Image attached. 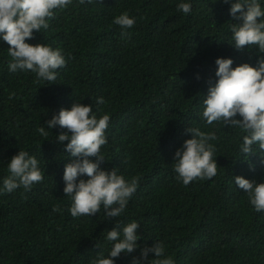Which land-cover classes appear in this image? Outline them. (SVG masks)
Returning <instances> with one entry per match:
<instances>
[{
    "label": "clouds",
    "instance_id": "9594fccd",
    "mask_svg": "<svg viewBox=\"0 0 264 264\" xmlns=\"http://www.w3.org/2000/svg\"><path fill=\"white\" fill-rule=\"evenodd\" d=\"M0 0V42L8 45L9 72H32L36 83L53 84L58 70L67 60L59 48L44 43L32 44L36 32L47 30L56 10H65L72 3L97 6L108 14L102 18L90 12L93 38L88 50L102 58L109 72L125 82V106L130 120L147 135L168 127L170 117L199 103L201 122L207 126L223 125L237 130L243 160L256 156L264 165V0H223L230 4L231 41L238 51L245 46L256 49V63L235 67L232 57L222 55L219 32H212L202 56V66L195 77L183 68L189 61L185 50L203 43L194 35L199 18L195 0ZM90 4V5H88ZM93 10V9H91ZM95 11V10H94ZM214 19V17H212ZM238 21L232 23L231 20ZM99 39L101 45L94 41ZM104 47V48H103ZM68 56V69L72 65ZM212 74V79L209 75ZM214 78V79H213ZM209 84L199 94L198 85ZM15 93L9 94V99ZM103 97L91 102H75L62 108L37 129L42 137L57 127L66 129L56 135L69 157L65 164L61 195L71 203L65 207L70 218L94 216L103 209L106 219L114 218V228L107 230L106 241L111 248L105 256L97 255L93 264H116L122 253L140 249L132 264H175L165 255L164 245L145 246L154 236L148 222L136 214L125 218L132 205L130 199L137 190L139 178L126 179L116 168L104 169L106 161L102 146L108 143L106 132L111 116L103 109ZM163 115V116H162ZM176 150L169 171L157 172L152 183L173 210L182 208L184 188L196 179L212 180L217 175L215 132L198 127L187 128ZM8 175L0 180V194L16 189H35L43 182L40 161L20 150L7 163ZM234 187L241 191L257 213L264 215V183L233 177ZM190 186V185H189ZM188 186V187H189ZM181 190L179 197L166 193ZM53 211H60L54 207ZM143 247V248H142ZM154 254V255H153ZM155 257V258H154ZM154 258V259H153Z\"/></svg>",
    "mask_w": 264,
    "mask_h": 264
},
{
    "label": "trees",
    "instance_id": "16d2710c",
    "mask_svg": "<svg viewBox=\"0 0 264 264\" xmlns=\"http://www.w3.org/2000/svg\"><path fill=\"white\" fill-rule=\"evenodd\" d=\"M195 2L199 19L194 35L203 43L195 50L192 46L185 50L189 61L183 72L195 77L209 36L215 31L219 32L222 55L233 58V67L245 62L255 65L256 49L245 46L238 51L228 43L232 36L228 11L231 5L223 0ZM104 5L72 3L62 12L56 10L49 28L36 32L30 40L32 44L59 48L64 54L66 66L58 70L53 84L36 83L30 71L9 72L8 45L0 42V180L8 175L7 163L20 150L35 156L43 172V182L36 189L34 184L31 190L18 188L0 194V264H93L97 255L107 256L111 244L105 237L107 230L114 228V218L106 219L103 209L92 217L76 218H70L65 211L71 201L64 192L61 195L60 185L63 182L62 188L65 187L64 167L70 162L64 151L68 141L57 143L56 135L66 129L49 130L48 137L37 132L60 109L97 97L104 98L103 109L111 116V127L106 132L108 143L102 146L106 161L101 167L116 168L126 179L139 178L125 218L130 220L137 214L150 224L154 236L145 246L163 244L165 255L173 257L175 264H264L263 212L257 213L233 182V177L240 175L264 183V165L256 156L248 161L242 159L237 130L201 122L199 103L170 117L168 127L152 135L135 125L124 103L126 83L108 71L102 58L88 50L94 35L89 13L108 18L97 7ZM231 22L238 21L233 18ZM94 41L101 45L99 39ZM69 55L73 59L70 69ZM209 77L212 79V74ZM208 85L201 88L199 84V94ZM10 93H15L11 99ZM189 127L218 135L211 142L216 148L218 172L212 180L196 179L185 186L182 208L173 210L150 182L157 172L173 174L175 152ZM180 191L165 196L179 197ZM54 207L60 211L54 212ZM139 253L140 249L122 253L116 264H132Z\"/></svg>",
    "mask_w": 264,
    "mask_h": 264
}]
</instances>
